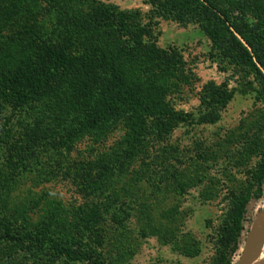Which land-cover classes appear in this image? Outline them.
<instances>
[{
  "label": "rangeland",
  "instance_id": "obj_1",
  "mask_svg": "<svg viewBox=\"0 0 264 264\" xmlns=\"http://www.w3.org/2000/svg\"><path fill=\"white\" fill-rule=\"evenodd\" d=\"M213 2L207 19L198 6L174 12L152 0H0V79L15 72L28 82L63 52L78 54L97 60L89 75L116 72L122 87L160 98L168 112L138 122L145 131L135 157L104 182L101 156L135 120L75 132L78 112L4 92L0 264H88L15 239L24 232L106 264L213 263L230 195L246 187L264 152V81L225 50L216 16L252 25L264 48V0ZM57 81L64 90L66 77ZM263 224L264 190L246 204L232 262ZM250 264H264V246Z\"/></svg>",
  "mask_w": 264,
  "mask_h": 264
},
{
  "label": "trees",
  "instance_id": "obj_2",
  "mask_svg": "<svg viewBox=\"0 0 264 264\" xmlns=\"http://www.w3.org/2000/svg\"><path fill=\"white\" fill-rule=\"evenodd\" d=\"M152 1L160 2L174 12L189 11L191 9L195 11L198 6V9L201 8L202 11L206 12L207 19L214 18L216 14L210 10L211 7H215L213 0ZM221 15V18L218 16L216 18L224 26L223 28H225L227 33H224V36L223 34L220 36L221 44H227L225 47L227 52L234 50L235 55L252 67L264 81L262 75V71L264 72V48L259 42L256 30L252 25L241 21V19H239V22H231L230 16L224 11H221ZM99 16L103 17L102 14ZM208 34L213 38L218 37L217 32H210L209 30ZM226 36L227 39L225 38ZM63 53L43 71L41 76L38 73L29 75L28 78L30 77V80L28 82L23 76L15 72L13 75L10 74L9 77L4 76L0 79V98L3 97L4 92L12 89L16 95L18 93L19 95L21 94L20 97L30 98L31 100L43 99L49 106L63 108V113L71 112L76 114L78 112L80 119H78L74 131L80 133L100 128V126L119 117H125L127 122L128 119H133L138 123L147 117H156V120L159 121L164 115L168 114L160 98L156 101L152 98V94H149V97L146 98V95L142 94V89L130 88L131 90H127L122 87L120 75L116 72H110L111 74L108 77L104 75H89V72H92L90 68L97 67V60H82L85 57H78V54L69 53V56H66ZM82 63L85 65L83 66ZM76 70L84 71L85 75L82 76L77 73L78 77L73 76V71L75 72ZM101 71L105 70L101 69ZM63 77H66L65 89L54 88V81L58 82L57 80ZM43 86L47 87V89H41ZM25 99L20 102H25ZM142 124L138 123L137 127L128 129L125 136L114 143L101 156L102 159L97 169L103 175L104 182H107L113 170L122 168L124 163H128L130 159L135 157V147H138L144 137L145 128L140 126ZM170 124H167V128H169ZM95 185L100 187L102 182H96ZM263 187L264 152L261 154L256 166L250 171L246 187L240 192L230 195V205L215 242V256L212 264H230L232 262L231 255L237 251L239 236L243 229L242 222L245 220L246 204L251 199L258 200L262 198ZM16 238L28 239L33 247L40 248L45 246L54 253L71 260L80 259L88 264H106L100 258L91 257L85 250L77 252L78 250L75 251L74 248L64 246L59 239L48 234L38 236L24 232ZM32 245L30 244V246Z\"/></svg>",
  "mask_w": 264,
  "mask_h": 264
},
{
  "label": "water",
  "instance_id": "obj_3",
  "mask_svg": "<svg viewBox=\"0 0 264 264\" xmlns=\"http://www.w3.org/2000/svg\"><path fill=\"white\" fill-rule=\"evenodd\" d=\"M264 246V224L258 228L250 241L243 245L238 258L230 264H250Z\"/></svg>",
  "mask_w": 264,
  "mask_h": 264
},
{
  "label": "bare ground",
  "instance_id": "obj_4",
  "mask_svg": "<svg viewBox=\"0 0 264 264\" xmlns=\"http://www.w3.org/2000/svg\"><path fill=\"white\" fill-rule=\"evenodd\" d=\"M253 236L250 237V239L252 238ZM250 239L248 241H250Z\"/></svg>",
  "mask_w": 264,
  "mask_h": 264
}]
</instances>
